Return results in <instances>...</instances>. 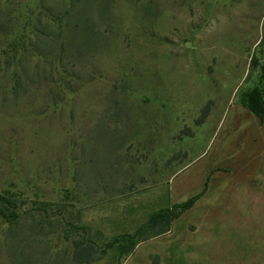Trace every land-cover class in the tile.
I'll list each match as a JSON object with an SVG mask.
<instances>
[{
	"label": "rangeland",
	"instance_id": "rangeland-1",
	"mask_svg": "<svg viewBox=\"0 0 264 264\" xmlns=\"http://www.w3.org/2000/svg\"><path fill=\"white\" fill-rule=\"evenodd\" d=\"M263 67L264 0H0V191L61 217L44 247L0 217V264L188 198L90 264H264Z\"/></svg>",
	"mask_w": 264,
	"mask_h": 264
},
{
	"label": "trees",
	"instance_id": "trees-1",
	"mask_svg": "<svg viewBox=\"0 0 264 264\" xmlns=\"http://www.w3.org/2000/svg\"><path fill=\"white\" fill-rule=\"evenodd\" d=\"M17 50L18 49L14 46L13 57L17 53ZM25 51L26 49L22 46L18 52L20 55H22ZM7 57L11 58L12 56L8 55ZM16 86H19V83L13 84L14 89ZM257 111L259 113V116L264 119V109L260 108L257 109ZM193 201L194 198H188L187 200L181 203L167 205L153 210L148 213L146 220L141 225H139L132 234H121L113 236L109 238L106 242H104L102 245H97L90 237L81 235V237L72 238L70 240L69 251H63L60 254L54 253L51 257V254L48 251L49 248H45V250L41 252L43 253V255L44 253L47 254V258L42 257L41 261L43 263V260L45 259L44 262L46 264H90L91 262L99 259L102 256L106 247H112L113 245L121 242L120 240L123 239L128 242L127 244H129V249H131L139 240L144 239L148 236L163 233L168 230L171 221L177 218L182 211H184L192 204ZM32 202H34L35 205L30 206L27 209L29 210V212H31V220L28 225L29 230H31V234H28V237H30L29 244H32L35 240L41 247H44V237H42L43 240L41 239V241L39 237L42 229L47 224L48 226L51 225L53 229L57 228V226L61 223V217L55 214L52 220L45 218V216L48 215V211L50 210V202L44 200ZM25 203V198L21 199L19 195H17L9 188L0 191V217L8 223L7 231L11 234H13V226L17 225L19 218L24 214L23 212L27 211L26 209H22V206ZM67 223L70 229H74L76 227H80L82 231H85L86 229L83 225H77L69 221H67ZM32 250L33 249H31L30 251ZM19 256L22 260L19 262L20 264H30V254H24V252L22 251L20 252Z\"/></svg>",
	"mask_w": 264,
	"mask_h": 264
}]
</instances>
